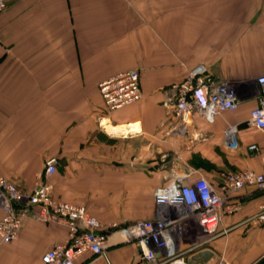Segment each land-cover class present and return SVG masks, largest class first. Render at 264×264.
Listing matches in <instances>:
<instances>
[{
    "label": "crops",
    "instance_id": "1",
    "mask_svg": "<svg viewBox=\"0 0 264 264\" xmlns=\"http://www.w3.org/2000/svg\"><path fill=\"white\" fill-rule=\"evenodd\" d=\"M197 65L244 88L264 74V0H9L0 11V174L28 192L54 156V195L108 224L154 218L155 188L178 168L187 169L185 182L204 176L215 187L221 171L264 172V127L248 122L255 88L211 121L194 113L184 135L169 130L163 101ZM132 68L142 97L107 111L98 83ZM229 126L235 148L225 142ZM235 198L239 209L219 223L212 256L192 263L264 264V222L246 221L264 190L245 187ZM37 211L31 207L15 239L0 241V264H42L66 239V226ZM109 240L106 255L78 261L143 264L134 244Z\"/></svg>",
    "mask_w": 264,
    "mask_h": 264
},
{
    "label": "built area",
    "instance_id": "2",
    "mask_svg": "<svg viewBox=\"0 0 264 264\" xmlns=\"http://www.w3.org/2000/svg\"><path fill=\"white\" fill-rule=\"evenodd\" d=\"M9 0H0V11ZM256 105L250 109L248 122L264 127V74L256 78ZM171 95L163 105L173 119L169 130L184 135L192 115L198 113L208 121L223 110H234L247 96H242L230 81L214 79L203 65L187 72L170 86ZM98 92L107 111L132 104L142 97L140 74L136 68L120 71L98 83ZM236 127L224 129L225 142L237 147ZM251 153L258 151L253 143ZM165 156L163 155V160ZM54 156L44 161L32 189L22 191L16 183L0 174V241L15 239L23 219L32 212L47 222L66 226L67 236L41 255L42 264H81L85 253L106 255L110 236L138 248L136 258L143 264H186L191 257L207 249L219 234V223L225 215L239 209L235 195L245 187L264 190V172L251 168L221 171L215 187L204 176L185 182L188 172L174 171L173 180L154 191L158 212L154 218L132 222L100 223L84 205L56 197L48 178L56 170ZM251 224L264 222V201L257 212L246 218Z\"/></svg>",
    "mask_w": 264,
    "mask_h": 264
},
{
    "label": "rangeland",
    "instance_id": "3",
    "mask_svg": "<svg viewBox=\"0 0 264 264\" xmlns=\"http://www.w3.org/2000/svg\"><path fill=\"white\" fill-rule=\"evenodd\" d=\"M244 12H246V13H249L248 12V9H246L245 8V10H244ZM250 14V13H249ZM229 42V45H230V41H228ZM198 66V65H197ZM204 66V65H203ZM196 67V66H195ZM194 67V68H195ZM193 68V69H194ZM192 70V69H191ZM259 75H261V74H259ZM259 75H257V76H255L254 78H251V79H249V80H246V81H242L244 84H246V86H245V88L244 87H240L239 85L241 84V82L239 83V82H233V81H231V84L235 87V88H238V91L241 93V95L242 96H246V95H250L251 94V92H252V90L256 87V84H255V82H256V78L259 76Z\"/></svg>",
    "mask_w": 264,
    "mask_h": 264
},
{
    "label": "water",
    "instance_id": "4",
    "mask_svg": "<svg viewBox=\"0 0 264 264\" xmlns=\"http://www.w3.org/2000/svg\"><path fill=\"white\" fill-rule=\"evenodd\" d=\"M183 171L187 172V169L183 168ZM211 256H212V251L209 249H204L192 255L191 259L194 261H198L200 259H202L203 261H207ZM186 264H195V263H186Z\"/></svg>",
    "mask_w": 264,
    "mask_h": 264
}]
</instances>
